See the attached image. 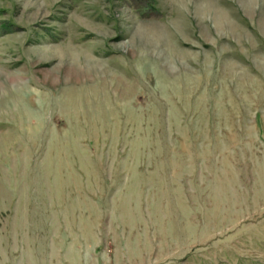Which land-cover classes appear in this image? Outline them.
Here are the masks:
<instances>
[{
  "label": "rangeland",
  "instance_id": "374dc122",
  "mask_svg": "<svg viewBox=\"0 0 264 264\" xmlns=\"http://www.w3.org/2000/svg\"><path fill=\"white\" fill-rule=\"evenodd\" d=\"M0 264H264V0H0Z\"/></svg>",
  "mask_w": 264,
  "mask_h": 264
}]
</instances>
